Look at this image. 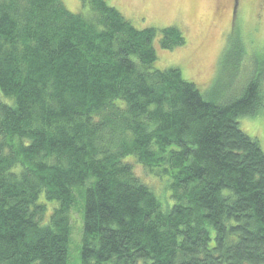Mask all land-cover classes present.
Wrapping results in <instances>:
<instances>
[{"label":"trees","instance_id":"trees-1","mask_svg":"<svg viewBox=\"0 0 264 264\" xmlns=\"http://www.w3.org/2000/svg\"><path fill=\"white\" fill-rule=\"evenodd\" d=\"M80 1L0 0V264H264V150L239 128L264 66L207 98L153 66L155 43L185 45L179 27Z\"/></svg>","mask_w":264,"mask_h":264},{"label":"rangeland","instance_id":"rangeland-1","mask_svg":"<svg viewBox=\"0 0 264 264\" xmlns=\"http://www.w3.org/2000/svg\"><path fill=\"white\" fill-rule=\"evenodd\" d=\"M61 1L65 9L73 13L85 10L80 0ZM107 2L138 29L179 27L186 38L185 45L174 50H162L155 43L157 61L153 66L158 69L179 68L183 78L193 82L207 98L228 100L238 96L256 64L264 66V0ZM260 85L264 90V71ZM262 94L264 96V92ZM262 101L263 108L239 119V128L258 139L264 150V98ZM134 173L154 188L163 203L170 201L169 193L162 189L157 177L147 174L138 164H134ZM80 204L78 201L70 214L72 259L78 255L81 236Z\"/></svg>","mask_w":264,"mask_h":264},{"label":"flooded vegetation","instance_id":"flooded-vegetation-1","mask_svg":"<svg viewBox=\"0 0 264 264\" xmlns=\"http://www.w3.org/2000/svg\"><path fill=\"white\" fill-rule=\"evenodd\" d=\"M232 10H233V12H234V9H232ZM232 10H231V11H232ZM234 13H235V12H234Z\"/></svg>","mask_w":264,"mask_h":264},{"label":"bare ground","instance_id":"bare-ground-1","mask_svg":"<svg viewBox=\"0 0 264 264\" xmlns=\"http://www.w3.org/2000/svg\"><path fill=\"white\" fill-rule=\"evenodd\" d=\"M231 97V96H230ZM219 102V101H218ZM248 119V118H247ZM244 120V119H243ZM140 164V163H139Z\"/></svg>","mask_w":264,"mask_h":264}]
</instances>
